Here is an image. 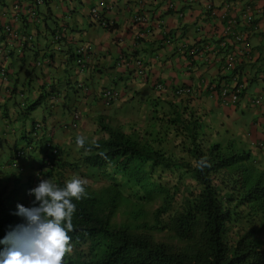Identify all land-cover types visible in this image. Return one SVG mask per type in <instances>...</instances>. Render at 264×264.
<instances>
[{
	"label": "trees",
	"instance_id": "trees-1",
	"mask_svg": "<svg viewBox=\"0 0 264 264\" xmlns=\"http://www.w3.org/2000/svg\"><path fill=\"white\" fill-rule=\"evenodd\" d=\"M211 8L205 6L206 14ZM23 19L35 22L38 16H24L19 22ZM3 23L0 19V240L24 223L15 214L17 205L32 206L35 198L29 190L41 179L63 187L82 177L87 194L73 200L67 264H264L263 157L247 147L234 128L214 124L212 116L193 103L202 86L220 101L213 91L221 84H185L194 93L174 96L175 101L154 108L145 125L127 127L110 118L105 110L119 103L100 104L101 113L97 110L91 118L78 107L89 88L83 77L90 63L80 68L76 51L70 49L62 69L53 67L50 82L41 83V75H36L33 85L24 69V51L17 55L6 43ZM54 27L53 33L68 29L64 21ZM198 29L193 38L184 30L178 39L168 32L177 53L188 61V70L201 66ZM7 57L22 65L15 68ZM232 74L241 78L238 66ZM43 101L48 113L38 127L39 121L28 122L23 114ZM73 114L75 126L68 128ZM81 135L84 147L76 143ZM21 137L27 144L17 147ZM261 143L255 148L264 152ZM5 247L0 244V249Z\"/></svg>",
	"mask_w": 264,
	"mask_h": 264
},
{
	"label": "crops",
	"instance_id": "crops-1",
	"mask_svg": "<svg viewBox=\"0 0 264 264\" xmlns=\"http://www.w3.org/2000/svg\"><path fill=\"white\" fill-rule=\"evenodd\" d=\"M70 1L46 0L39 8L35 22L23 19L15 25L33 36L34 41L29 43L21 56L23 59L29 57L30 66H33L38 58L55 56L51 67L36 71L41 75L43 83L45 80L50 82V77L55 75L53 67L62 69L64 62L61 61L67 57L70 49L75 51L79 45L91 48L92 55L88 59L90 65L83 77L89 88L83 95L82 102L76 103H79L78 107L83 109V113H89L91 118L95 117L97 110L102 107L97 97L99 87H115L122 92L123 100L113 108L114 112L120 113L113 117L118 118L121 123H126L127 127H132V123L137 124L138 121L128 116L126 118L124 114L129 110V106L134 107V102L139 104L138 108H142L137 112L142 120L140 124L145 125L155 111L154 108L163 107L177 99L172 94V89L177 85L228 83L231 72H224L222 68L226 49L220 48L219 52L212 53L216 50L215 46H218L223 23L219 18L206 14L205 6L207 2H211L216 9L224 10L231 16L241 12V4L237 0H232L231 3L225 0H108L111 8L105 10L103 16L114 20V26L108 30L91 23L88 18L87 10L96 0H78L74 5H71ZM15 2L25 7L29 0H0V11L6 10L10 14L11 4ZM169 4H174V10L168 7ZM251 4L256 13L259 30L249 36L253 50L252 59L239 66L241 76L248 80L239 102L234 106H224L213 93H207L202 86L196 95H199L198 98H195L193 103L197 108L209 113L214 124L221 123L223 127L234 128L236 135L243 139L247 147H251L255 154L262 155L261 161L264 164V152L255 148L258 142H264V107L257 114L250 105L253 96L264 97V0H252ZM23 7L22 10H25ZM137 13H144L148 21L145 24L134 23L133 16ZM63 21L68 27L66 35L58 43L54 42V26ZM85 21L89 25L87 29L84 28L87 26ZM198 28L201 34L200 46L204 47L203 51L210 59L205 61L203 53L199 57L201 66L188 70L185 66H188V61L177 53L178 50L174 48L176 44L169 39L168 32L176 35L178 39L184 30L186 35L193 38L192 36L199 35ZM163 38L165 43L163 41L162 44ZM191 38L189 42L193 40ZM167 39L169 42H166ZM120 56L121 59L132 62L127 69L118 64ZM135 59H141L147 68L144 78L137 73L133 63ZM9 62L15 64V68L18 67L14 58ZM156 83H163L164 91H155L153 85Z\"/></svg>",
	"mask_w": 264,
	"mask_h": 264
},
{
	"label": "built area",
	"instance_id": "built-area-1",
	"mask_svg": "<svg viewBox=\"0 0 264 264\" xmlns=\"http://www.w3.org/2000/svg\"><path fill=\"white\" fill-rule=\"evenodd\" d=\"M241 4V12L236 15L228 16L224 10H218L211 8L210 4H207L206 7L209 11L211 17L219 18L222 25V32L220 34V39L218 46H215L216 50L212 53L219 52L220 48H226L229 50L226 52L224 57V62L222 68L224 71H234V69L243 61V59H251V46L249 43V36L252 33H257L259 30V25L256 22V13L255 10H252L251 2L252 0H237ZM44 4V0H29V3L23 7L18 2H15L11 5L10 14L7 11L0 13V19L3 20V31L6 36V43H11L10 46L12 50L17 54H20L22 48L32 40L31 36L26 35L21 30L16 29L14 26L18 20H20V14H25L31 19H36L38 16L39 6ZM228 6V5H227ZM23 7L25 10H22ZM170 9L174 8L173 4H169ZM111 5L108 0H96L89 8V14L91 16L92 22L100 26L102 29H110L114 26L113 19L105 18L104 11L109 10ZM10 18V19H9ZM7 19L9 21H7ZM148 21L147 16L144 13H137L133 16V22L136 24H145ZM66 30L62 28L56 30L53 33L52 40L58 42L63 38V32ZM169 42V39L166 40ZM203 48L200 50V56L203 55V59L208 61L210 56L203 51ZM77 63H81L80 68L84 67V62H88L89 55L85 56L86 51L92 52L91 48L85 45H79L76 48ZM199 56V57H200ZM119 58L118 64H121L125 67L131 65L128 59ZM43 59V61H41ZM1 60V59H0ZM53 58L51 56H44L38 58L35 61V65L38 67L44 66L47 63H52ZM136 65L138 75L143 78L145 75V66L141 59H136L133 61ZM238 75L235 74L231 78L230 83L221 85L217 90H214L215 96L220 100L221 104L229 105L236 104L239 100L240 95L245 89L246 82L244 80H239ZM153 88L157 92H162L165 89L163 83H156L153 85ZM194 90L189 85L177 86L172 90L174 96H185L193 94ZM124 96L122 92L118 89L111 87H104L99 91V99L105 107H112L117 105L123 100ZM251 107L254 109V112L259 114L261 108L264 107V97L262 95L253 96L250 100ZM73 121L67 123L68 128L75 126V119H77V114H73ZM264 125V121H263ZM264 149V143L261 144Z\"/></svg>",
	"mask_w": 264,
	"mask_h": 264
},
{
	"label": "clouds",
	"instance_id": "clouds-1",
	"mask_svg": "<svg viewBox=\"0 0 264 264\" xmlns=\"http://www.w3.org/2000/svg\"><path fill=\"white\" fill-rule=\"evenodd\" d=\"M45 2L46 0H44V4ZM41 6H39V8ZM3 11H0V13ZM24 16L27 15L20 14V20ZM14 26L19 30L16 25ZM23 33L31 36L32 40L27 42V44L22 48L21 53L25 50L29 43L34 41L31 34H28L27 32ZM7 44L10 46L11 43ZM10 48L12 49L11 46ZM229 48L230 46L225 48L226 52ZM14 53L17 54L16 52ZM7 58L9 62V57ZM35 61L33 65L34 67H38L35 65ZM246 61H249V59H243L240 65ZM51 65H53V63H51ZM240 65H238V69ZM146 69L147 68H145V72ZM229 72L231 73L229 75L228 83H230L231 78L233 77V71ZM238 79L244 80L246 83L248 82V80L242 76ZM224 84L227 83L225 82L221 85ZM246 86L247 85H245V89ZM238 102L239 100L237 103ZM236 104L229 105L234 106ZM37 121L39 122L36 125L38 127H43V123L40 122L41 119H38ZM76 143L78 146L84 147L85 137L82 135L78 136ZM23 160L25 165H29V158L24 157ZM203 163L204 162L202 161L201 164L203 165ZM24 171H26V169ZM86 184L87 180L85 178L75 177L66 181L64 186L61 187L52 182L50 179L44 178L40 180L37 186L30 189V194H33L35 198L32 206L26 207L23 204H18L15 213L16 215L24 218V223L17 225L10 232H8L2 240H0V244L6 245L5 248L0 249V264H67L66 255L70 254L72 251L70 244L71 237L69 233L73 229L72 217L76 212V204L73 200L79 201L87 194L85 189Z\"/></svg>",
	"mask_w": 264,
	"mask_h": 264
},
{
	"label": "rangeland",
	"instance_id": "rangeland-1",
	"mask_svg": "<svg viewBox=\"0 0 264 264\" xmlns=\"http://www.w3.org/2000/svg\"><path fill=\"white\" fill-rule=\"evenodd\" d=\"M74 2H78V0L77 1H73V0H71L70 1V4L71 5H74ZM79 4V3H78ZM77 4V5H78ZM86 22V25L87 26H84V28L85 29H87L86 27H89V25L87 24V21H85ZM85 24V23H84ZM57 51H59V50H57ZM16 56V55H15ZM53 57H55V56H53ZM25 60H26V64H25V66L28 68V70H27V73H30L31 74V82H32V84L34 85L35 84V76L36 75H38L37 74V72L36 71H38V70H41L42 68H48V67H51L52 65H51V63H47V65H44V66H42V67H34V65L33 66H30L29 65V57H27V58H24ZM19 65H22V63H21V61H19V63H18ZM32 69H34L35 71L34 72H30ZM24 74V73H23ZM21 77H23V75L21 74ZM28 79V78H27ZM134 105V107H128V111H127V113L126 114H124L125 115V117L127 118V116H128V118H130V119H132V120H134V121H138L137 123H139V122H141L140 120H139V116H138V112L137 111H139V110H141L140 108H138L139 107V104L138 103H136V102H134L133 103ZM103 109V108H102ZM102 109L101 108H99L98 109V111L101 113V111H102ZM106 112H107V114L109 115V116H111L110 118H112V116H117L120 112H114L113 111V109H111V110H105ZM48 112H47V107H46V103L43 101L41 104H39L33 111H30L29 112V114L27 113V114H23V116L25 115H28V122H30L31 120H38V119H43V117H44V114H47ZM80 125V124H79ZM83 130H86V128H85V126L83 127ZM27 139L26 138H24V137H21V138H19L18 139V142H17V147H21V146H25L26 144H27ZM9 156V155H8Z\"/></svg>",
	"mask_w": 264,
	"mask_h": 264
}]
</instances>
